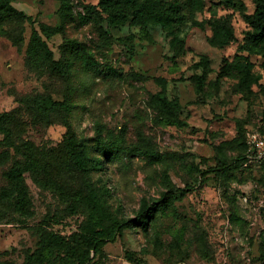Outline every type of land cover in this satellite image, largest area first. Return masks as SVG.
<instances>
[{"label": "rangeland", "instance_id": "1", "mask_svg": "<svg viewBox=\"0 0 264 264\" xmlns=\"http://www.w3.org/2000/svg\"><path fill=\"white\" fill-rule=\"evenodd\" d=\"M166 1L178 3L185 17L172 31L150 24L154 44L140 40L132 18L117 27L93 18L84 24L65 23V35L44 38L55 62L69 61V73L29 60L33 28L62 25L58 0H13L11 6L32 21L8 8L0 10V116L11 114L14 141L34 145L40 164L36 173L24 171L31 204L30 213L23 215L5 190L11 187L9 173L24 159L0 145V153H11L0 164V264H25L40 247L44 230L63 236L79 230L86 216L82 211L70 214V207L83 190V174L69 156L66 139L75 135L89 145L91 154H98L99 134L109 145L119 140L126 146H150L165 157L153 163L109 147L111 156L104 158L95 179L109 186L113 210L121 208L126 219L137 217L143 198H160L168 177L178 188L170 193L161 235L146 234L140 226L125 230L122 239L105 247L104 264H264V169L235 168L243 150L240 139L237 148L226 150L233 168L216 170L224 168H217L223 156L219 146L242 136L249 126H264L262 58L244 48L251 28L237 0ZM242 1L246 14L252 15L254 1ZM75 3L76 11L85 14L83 6L99 0ZM217 18L232 23L237 43L225 48L208 43L209 22ZM102 30L111 36V45L105 44ZM72 42L93 56L91 67L71 53ZM202 56L208 58L206 68L197 67ZM225 60L234 68L228 77L221 76ZM247 60L255 64L262 84L252 92L239 86L235 68ZM196 75L205 77L200 93ZM156 78L167 81L170 99H179L183 125L160 121L159 107L152 102L162 90ZM23 97L30 103L19 105L16 100ZM38 100L66 102L71 111L46 115L37 109ZM127 251L134 261L126 258Z\"/></svg>", "mask_w": 264, "mask_h": 264}, {"label": "trees", "instance_id": "2", "mask_svg": "<svg viewBox=\"0 0 264 264\" xmlns=\"http://www.w3.org/2000/svg\"><path fill=\"white\" fill-rule=\"evenodd\" d=\"M13 0H0V10L8 8L10 12L21 18L32 21L31 16H27L24 12L19 11L11 6ZM255 3V11L252 15L246 14L247 7L242 0L235 2L238 10L245 15V20L249 24L251 31L249 32L244 48L251 54L262 58L261 67L264 69V0H253ZM60 3L58 16L62 21L61 26H52L46 23H40L39 29L33 28L31 36V45L29 49V60L31 63L42 62L47 63L49 67L61 68L69 73V61L55 62L54 54L49 49L45 39H51L56 35H65V23H73L79 21L84 24L89 19H98L100 23H106L109 27H117L125 25L129 18H132L131 25L139 27L142 42L154 44L155 40L149 30L150 24L161 25L165 30L172 31L174 26L184 20V13L178 3L166 0H99L97 5H84L85 14L76 11L75 0H58ZM197 26L203 28L200 21L196 22ZM212 28V35L208 38V43L213 47L225 48L238 42L235 29L227 18H217L209 22ZM102 38L105 44L111 45L112 39L109 33L102 30ZM72 54H79L85 60V65L91 67L94 63L93 56L87 49L78 42H72L70 47ZM208 58L202 56L197 63V67L206 68ZM238 69L239 86L245 90L252 92L254 86L261 87L260 77L254 71L255 64L250 61L241 62L235 65ZM234 72L233 66L228 60H225L221 76L228 77ZM197 91H203L205 77L194 76ZM155 81L162 87L154 97L153 103L159 107L160 121L165 126H181L184 121L181 120V103L178 98L170 99L166 93L167 81L164 78H156ZM19 105L25 101L30 103L28 97L16 100ZM37 109L46 115L57 111H71V106L66 102H50L47 100L37 101ZM12 117L10 113L0 116V132L4 134V139L0 141V145L9 149H13L16 154L24 159L22 165L12 170L8 179L11 187L5 190L10 193L9 197L15 202L18 211L23 215H28L29 206L31 204L27 186L23 177L24 171L28 170L36 173L40 170L38 162V153L35 146L22 142L14 141V133L11 127ZM258 126H249L242 130V136L235 138L230 142H226L219 146V152L223 153L219 159L217 171L221 173L232 169L228 161L226 150L229 148H237L241 139L242 152L234 161L235 168H260L264 169V163L260 165H252L245 167V157L247 154V133L252 128ZM264 131V126L258 127ZM95 148L98 154H91L89 145L79 140L75 135H70L66 139L65 147L75 166L83 174V190L74 195V205L71 206V213L82 211L85 219L80 223L79 230L70 236H63L54 231L44 230L42 233L41 245L38 250L29 258L25 264H44L57 262L58 264H104L103 257L107 254L105 247L109 243H116L118 239H122L125 230L136 229L141 227L146 234L153 231L157 237L161 235V227L163 219L168 213L171 206L170 193L175 192L178 188L168 177L167 190L162 193L160 198L149 201L143 198L137 217L126 219L122 214V209L113 210L111 206L112 193L107 184L100 179H95L103 171L106 157L111 156L109 147L115 148L118 153L124 154L126 157L146 158L150 162H161L165 157L155 148L150 146H126L119 140H114L112 145L107 144L102 134H99ZM11 158L10 151L0 153V164H5ZM225 169V170H224ZM203 174V173H202ZM36 175V174H34ZM102 258V259H101ZM126 258L132 260L129 252ZM3 264V263H2Z\"/></svg>", "mask_w": 264, "mask_h": 264}, {"label": "built area", "instance_id": "3", "mask_svg": "<svg viewBox=\"0 0 264 264\" xmlns=\"http://www.w3.org/2000/svg\"><path fill=\"white\" fill-rule=\"evenodd\" d=\"M247 154L244 166L260 165L264 163V131L252 128L247 133Z\"/></svg>", "mask_w": 264, "mask_h": 264}]
</instances>
